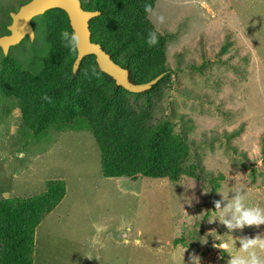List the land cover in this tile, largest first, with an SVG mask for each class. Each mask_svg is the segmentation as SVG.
Segmentation results:
<instances>
[{"label":"rangeland","instance_id":"obj_1","mask_svg":"<svg viewBox=\"0 0 264 264\" xmlns=\"http://www.w3.org/2000/svg\"><path fill=\"white\" fill-rule=\"evenodd\" d=\"M13 5L0 0V34ZM153 10L165 18L160 25L148 15L155 28L173 36L168 62L182 67L161 104L172 101L205 169L222 175L220 186L205 194L206 179L102 177L100 150L84 119L34 135L22 125L18 102L0 93V199L39 194L51 180L65 184V195L35 229L33 264H189L193 255L200 264H228V252L213 247L215 231L227 229L208 223L218 192L242 187L248 206L264 207V0H156ZM34 23L36 36L7 53L30 71L47 51L38 16ZM204 59L206 75L189 71ZM209 232L213 237L201 244ZM258 234L264 225L232 233Z\"/></svg>","mask_w":264,"mask_h":264},{"label":"trees","instance_id":"obj_2","mask_svg":"<svg viewBox=\"0 0 264 264\" xmlns=\"http://www.w3.org/2000/svg\"><path fill=\"white\" fill-rule=\"evenodd\" d=\"M80 2L83 9L100 12L89 21L91 41L127 68L131 81L144 83L165 74L150 89L131 93L99 71L93 55L85 56L73 73L76 53L65 48L60 37L61 31H72L67 15L61 9H50L38 16L47 51L37 71L24 69L1 52L0 93L18 102L22 125L38 135L84 119L100 150L102 177H148L175 183L183 177L206 179L211 191H216L222 175L205 169L195 151L196 142L189 138L182 115L173 111L172 101L161 104L164 96L171 95L182 67H172L167 59L172 34L156 29L144 10L145 4L154 8L156 0ZM7 15L0 35L8 33ZM151 31L159 37L154 47L146 44ZM207 60L190 64L189 71L206 75ZM64 195V182L51 180L39 194L0 199V264H33L35 229Z\"/></svg>","mask_w":264,"mask_h":264},{"label":"water","instance_id":"obj_3","mask_svg":"<svg viewBox=\"0 0 264 264\" xmlns=\"http://www.w3.org/2000/svg\"><path fill=\"white\" fill-rule=\"evenodd\" d=\"M54 8L61 9L66 13L71 30L77 32L80 37L72 65L73 73L78 70L80 62L85 56L93 55L97 69L109 76L116 86L131 93H141L150 89L164 76L165 73H161L144 83L131 81L129 70L114 62L100 44L91 41L89 21L98 16L100 12L83 9L80 0H29L21 4L16 11L9 13L11 22L6 26L8 34L0 35V49L3 55L6 56L8 49L20 43L25 36L33 39L31 19Z\"/></svg>","mask_w":264,"mask_h":264},{"label":"clouds","instance_id":"obj_4","mask_svg":"<svg viewBox=\"0 0 264 264\" xmlns=\"http://www.w3.org/2000/svg\"><path fill=\"white\" fill-rule=\"evenodd\" d=\"M144 10L148 15L155 16L157 24H164V16L156 15L150 4H145ZM60 37L63 46L75 54L77 46L80 43V37L77 32L63 30L60 33ZM158 42L159 37L157 31L149 32L146 44L149 47H154L158 44ZM93 73H95V69H93ZM43 99L50 102V98L47 96H44ZM193 187H189L187 189H191ZM210 190L211 189L207 192L203 191V193L206 194ZM218 193L221 195V199L214 202V214L210 219H208V223L218 221L227 229V232L223 235H219L214 230L220 239H214L215 241H218V243H215L213 247L218 248L221 251L224 250L228 252L230 256L228 264H264V234H258L253 238L246 236L243 238H234L232 235L234 231H241L243 228L248 226L259 227L264 225V207H260L258 205L248 206L245 202L246 197L242 187L232 188L228 191ZM229 193H233L234 195L229 197ZM183 199L184 203L191 204L196 197L193 195L191 197H184ZM222 204L224 205L223 207H221ZM211 232H209L208 235L203 236V240H200L201 244L207 243V237L209 235L212 236L210 234ZM236 240H239L240 246L238 248L235 247ZM189 264H200V257L193 255L189 260Z\"/></svg>","mask_w":264,"mask_h":264},{"label":"flooded vegetation","instance_id":"obj_5","mask_svg":"<svg viewBox=\"0 0 264 264\" xmlns=\"http://www.w3.org/2000/svg\"><path fill=\"white\" fill-rule=\"evenodd\" d=\"M27 1H29V0H21V1H19V0H13V2H14V5H16L17 4V7H15V9H14V11H16L18 8H19V6L21 5V4H23V3H26ZM7 5V4H6ZM14 5H13V7H14ZM5 7V5L4 4H1V7ZM3 7V8H4ZM37 17V16H36ZM35 18V17H34ZM34 18H32L31 19V21H30V23H31V26H32V28H33V32H34V37L36 36V29H35V23H34ZM10 22H11V18H10ZM8 34V33H7ZM33 37V38H34ZM24 40H29V38L27 37V36H25L23 39H22V41H24ZM1 50V49H0ZM9 50V49H8ZM2 52V51H1ZM8 53V52H7Z\"/></svg>","mask_w":264,"mask_h":264}]
</instances>
